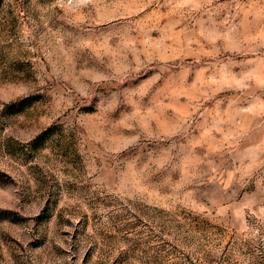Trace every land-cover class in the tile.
I'll list each match as a JSON object with an SVG mask.
<instances>
[{
  "label": "rangeland",
  "instance_id": "obj_1",
  "mask_svg": "<svg viewBox=\"0 0 264 264\" xmlns=\"http://www.w3.org/2000/svg\"><path fill=\"white\" fill-rule=\"evenodd\" d=\"M0 264H264V0H0Z\"/></svg>",
  "mask_w": 264,
  "mask_h": 264
}]
</instances>
